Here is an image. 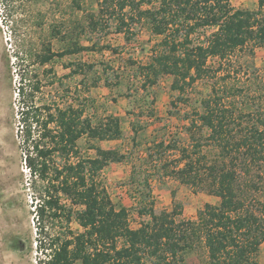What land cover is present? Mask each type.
Instances as JSON below:
<instances>
[{
	"label": "trees",
	"instance_id": "trees-1",
	"mask_svg": "<svg viewBox=\"0 0 264 264\" xmlns=\"http://www.w3.org/2000/svg\"><path fill=\"white\" fill-rule=\"evenodd\" d=\"M68 1L72 9H82L84 0ZM97 6L96 14L84 16L90 31L108 29L113 22L117 33H131L127 21H143L154 35L162 37L161 49L151 62L135 68L142 79L141 89L168 75L172 90L183 93L185 86L209 75V60L223 62L247 46L264 48V0L257 1L256 10L233 9L230 0H97ZM73 25L82 35L83 23ZM206 30L209 34L195 44L194 35ZM52 31L54 39H69L70 46L53 53L46 43L44 51L35 56L39 65L87 49L69 33L63 35L58 28ZM92 67L81 64L76 69ZM20 81L15 117L24 166L35 193L34 211L40 226L36 245L44 256L40 264H185L187 254L197 245L205 250L204 264H258L264 243V204L255 194L264 172V113L235 116L220 107L214 90L212 97L202 101V113L190 120L191 152L180 150L178 165L170 175L218 198L219 204H205L195 220H177L182 214L179 204L157 213L150 202L138 211L147 220L131 229L127 210L114 208L100 180L109 164L121 163L125 156L89 145L94 154L82 157L78 148L84 137L94 142L119 139V119L112 115L93 119L87 114V98L79 95L65 106L39 102L42 82L36 74L30 79L21 75ZM196 123L218 151L211 162L200 153L201 141L192 129ZM164 144L156 146L173 147ZM72 219L80 233L70 231ZM48 223L63 226L52 231Z\"/></svg>",
	"mask_w": 264,
	"mask_h": 264
},
{
	"label": "rangeland",
	"instance_id": "rangeland-1",
	"mask_svg": "<svg viewBox=\"0 0 264 264\" xmlns=\"http://www.w3.org/2000/svg\"><path fill=\"white\" fill-rule=\"evenodd\" d=\"M257 1L230 0V4L233 9L256 10ZM97 11V0H84L81 10L72 9L68 0H0V264H40L39 259L44 258L36 245L40 226L34 211L35 193L24 166L15 117L21 75L30 79L36 74L41 80L39 102L65 106L79 95L87 98V114L93 119L109 115L119 119V139L94 142L84 137L78 148L82 157L94 154L89 145L117 150L125 156L123 162L109 164L100 173V180L114 208L127 210L131 229L147 220L138 211L150 202L157 213L171 211L179 204L182 214L177 220H195L205 204H219L218 198L181 184L170 175L178 165L180 150L191 152L194 142L188 131L190 120L202 113V101L212 97L214 90L221 99L220 107L228 108L235 116L264 113V48L247 46L223 62L209 60V75L185 86L183 93L172 90V77L168 75L160 76L145 90L140 87L142 79L135 68L151 62L161 49L162 37L154 35L143 21H127L131 33H117L112 21L108 29L90 31L84 16ZM77 21L85 26L82 35L74 29ZM54 28L63 35L69 33L87 49L55 57L41 66L35 56L44 51L46 43H50L53 53L70 46L68 38L60 41L52 37ZM209 32L194 35V43L201 42ZM81 64L93 67L77 71ZM73 70L77 74H72ZM196 124L192 129L196 140L201 141L200 153L211 162L218 151L207 141L206 131L201 135ZM160 142L173 147L158 148ZM262 174L255 196L264 204ZM47 226L57 231L63 225ZM69 228L74 234L81 232L74 219ZM205 259V250L197 245L187 254L185 264H204ZM257 262L264 264V243Z\"/></svg>",
	"mask_w": 264,
	"mask_h": 264
},
{
	"label": "built area",
	"instance_id": "built-area-1",
	"mask_svg": "<svg viewBox=\"0 0 264 264\" xmlns=\"http://www.w3.org/2000/svg\"><path fill=\"white\" fill-rule=\"evenodd\" d=\"M136 197V196H135ZM134 199H136L137 200V198H134Z\"/></svg>",
	"mask_w": 264,
	"mask_h": 264
}]
</instances>
